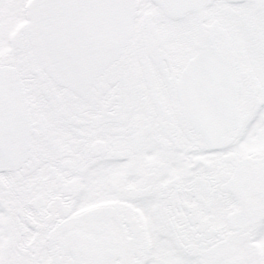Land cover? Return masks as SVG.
I'll list each match as a JSON object with an SVG mask.
<instances>
[{"label": "snow or ice", "instance_id": "snow-or-ice-1", "mask_svg": "<svg viewBox=\"0 0 264 264\" xmlns=\"http://www.w3.org/2000/svg\"><path fill=\"white\" fill-rule=\"evenodd\" d=\"M0 264H264V0H0Z\"/></svg>", "mask_w": 264, "mask_h": 264}]
</instances>
